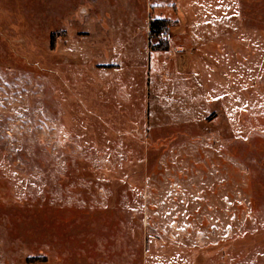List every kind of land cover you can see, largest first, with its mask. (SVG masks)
Returning a JSON list of instances; mask_svg holds the SVG:
<instances>
[{"label":"rangeland","instance_id":"rangeland-1","mask_svg":"<svg viewBox=\"0 0 264 264\" xmlns=\"http://www.w3.org/2000/svg\"><path fill=\"white\" fill-rule=\"evenodd\" d=\"M0 264H264V0H0Z\"/></svg>","mask_w":264,"mask_h":264},{"label":"trees","instance_id":"trees-1","mask_svg":"<svg viewBox=\"0 0 264 264\" xmlns=\"http://www.w3.org/2000/svg\"><path fill=\"white\" fill-rule=\"evenodd\" d=\"M169 28L168 21L165 19H153L150 21L149 29H150V35H160L163 33V31L167 30Z\"/></svg>","mask_w":264,"mask_h":264},{"label":"built area","instance_id":"built-area-1","mask_svg":"<svg viewBox=\"0 0 264 264\" xmlns=\"http://www.w3.org/2000/svg\"><path fill=\"white\" fill-rule=\"evenodd\" d=\"M165 35H168V34L164 33V36H165ZM168 36L170 37V35H168Z\"/></svg>","mask_w":264,"mask_h":264}]
</instances>
